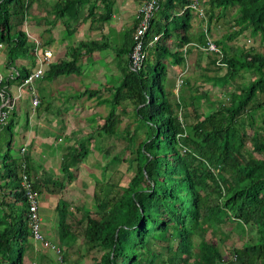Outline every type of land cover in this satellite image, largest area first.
<instances>
[{
  "label": "trees",
  "instance_id": "16d2710c",
  "mask_svg": "<svg viewBox=\"0 0 264 264\" xmlns=\"http://www.w3.org/2000/svg\"><path fill=\"white\" fill-rule=\"evenodd\" d=\"M34 1L0 0V51L4 66L12 67L2 86L9 95V86L19 83L29 71L23 63L16 65L17 60L26 59L30 65L35 62V43L22 26L27 18L26 22L32 20L27 27L33 32ZM101 1L108 13L114 0ZM189 1L157 0L144 39L160 35L146 48L143 67L133 72L126 66L118 85L107 88L113 92L111 98L105 99L111 109L99 117L102 122L93 128L103 140L100 152H111L114 145L108 144V140L118 139L123 145L112 158L127 164L133 160L136 170L129 185L115 192H111L114 185L107 181L109 175L102 177L103 187L95 179L92 202L86 207L80 203L72 207L79 216L66 210L65 201H57V235L65 244L59 264H76L70 248L78 237L90 264H264V54L253 47H234L226 42L244 31L264 39V0H197L204 11L200 20L206 22V35L210 34L211 21L220 19L227 8H234V13L227 30L212 39L218 53L195 48L193 67L200 70L198 77L182 78L174 93V82L167 77L166 59L171 58V64L176 65L183 63V56L163 42L172 35L167 23L172 22L173 42L179 47L188 42L204 45L206 41L201 25L189 32L191 9L178 13ZM53 4L54 19L63 18V24L68 26L79 21L75 7L82 6L81 0H57ZM45 30L49 32V28ZM132 31L133 28L129 31L130 41L122 48L126 55ZM49 44V38L40 41L41 49ZM74 48H69L67 58L49 60L33 87L40 79L78 73L80 65ZM190 51L187 48L186 52ZM244 73L248 77L235 84L226 98L210 99L203 90L197 93L196 80L224 84ZM164 81L170 82L172 92H165ZM26 94H20L5 123L0 124L8 133L0 145V264H25L24 258H30L33 246L26 219L27 204L19 185L21 165L25 164L34 189L40 182L32 178L30 159L24 151L19 156L9 152L21 103L29 99V93ZM35 94L39 98L37 107L44 109L48 96L42 95L39 87ZM201 100L205 106L199 111ZM122 101L123 108L119 103ZM115 107L119 112H115ZM21 112L25 113V129L28 112ZM127 115H132L131 123H137L131 130L129 122L119 125ZM138 132L144 136L135 143ZM89 137L67 150V159L61 162H67L72 170L64 178L71 179L78 170L76 166L93 151ZM124 150L129 153L127 160L120 157ZM97 159L96 156L94 161ZM106 167L110 166L105 165L104 171ZM64 178L53 179L47 188L60 190ZM67 218L72 222L66 224ZM222 224H232L231 230L242 239L236 243L227 233L224 235L227 238L222 245L229 253L226 259L214 242L205 237L212 225ZM47 250L51 249L38 251L39 264L56 261L53 251L50 257Z\"/></svg>",
  "mask_w": 264,
  "mask_h": 264
},
{
  "label": "crops",
  "instance_id": "0c3cea01",
  "mask_svg": "<svg viewBox=\"0 0 264 264\" xmlns=\"http://www.w3.org/2000/svg\"><path fill=\"white\" fill-rule=\"evenodd\" d=\"M55 1L57 0H35L33 2L32 13L35 19L33 28L34 37L38 40L39 45L40 41L50 39V44L46 47H48L47 49L51 53L50 61L52 62L67 58L66 55L69 53V48L75 47V57L77 56L80 70L76 74L71 73L57 75L50 79H40L37 86L34 87L35 92L37 87H39L42 95H48L49 102L46 105L43 104L44 109L37 107L38 103L31 109L27 97V102L21 103V110L18 114L20 117L18 116L11 136V145L15 155L19 156V148L25 147L24 152L28 155L32 166L30 174L32 178L37 179L36 183L40 182L36 188L39 195V206L43 205L44 202L47 205L44 213L40 212L38 206V210L41 213H39L40 217H42V233L51 241H54L53 239L55 236L57 237V234H54L52 230H47V226L48 228L52 227L51 218L57 213L56 205L61 194L58 193V190L50 191L47 188L49 184L53 183V177H48L49 175L44 174V171L58 168L60 176L64 175L65 170L62 168L61 161L65 157L67 159V150L70 151L71 147H76L77 142L82 138L90 136L89 139L93 141V144L98 145L99 136L95 134L93 128L101 122L99 114L103 111L104 107H101L100 110L99 103L101 102L106 106L108 101H105V99H109L106 97L107 95L105 96V92L101 90L105 88L106 91L107 88L111 89L119 83L121 77L119 73L127 66V55L122 52V48L130 41L129 31L135 25L138 6L144 0H114L108 13L104 10L105 7L101 0H87V2L81 0L83 2L82 6L75 7V16L79 21H73L69 26L63 24V20H65L63 18L54 19V15L56 14L53 3ZM116 1L118 2L116 3ZM91 6H93L92 10L89 11ZM192 16L196 17V15ZM195 17L193 18L195 19ZM49 21L51 22L47 25ZM47 28H49L48 33L45 30ZM173 41L174 36L172 35L168 38L165 37L163 40L164 44L172 51L183 50V53L181 51L183 63L173 65L171 64V61H173L171 58L168 57L166 59L168 73L176 77L178 73L185 74L189 65L193 66L195 48L190 47V43L195 42H188L179 47ZM187 48H191L189 53L186 52ZM18 60L16 65L23 63L25 67L29 66V69L27 68L29 71L33 68V65H30L28 61L23 59V62H18ZM11 68L4 66L3 56L0 52V72L4 74V78L10 74ZM59 76L65 78V80L74 78L77 82V87L71 91L69 89L70 85L64 83L67 86L65 88L64 85L61 87L57 83L56 88L53 87L51 89L49 86H53ZM92 86L97 87V90L96 88L93 89ZM9 90L11 93L17 92L16 84L12 83L9 86ZM21 92L22 95L28 93L26 91ZM73 94L78 95L76 98H72ZM78 100L82 101L81 104H77L78 106L73 104V101ZM67 103H71V105L68 106ZM73 107L75 108L72 109ZM25 110L28 113L27 124L24 129L22 117L25 116V113L21 111L25 112ZM74 111L78 113L75 115L83 117L82 120L86 123L87 128H89L88 132L83 135H77V132L69 126L73 117L68 115V113ZM82 111H87L88 113L84 114ZM47 124L55 125V128L59 131L57 132L58 134L53 136L47 132L49 129H43V126ZM7 135L8 133L0 128L1 146L4 143L3 137L6 138ZM91 136H95V138ZM57 165H61V168ZM43 177H45L44 181L41 180ZM53 201L55 203H52ZM46 217H48V220L43 223ZM55 225L57 226V221Z\"/></svg>",
  "mask_w": 264,
  "mask_h": 264
},
{
  "label": "rangeland",
  "instance_id": "374dc122",
  "mask_svg": "<svg viewBox=\"0 0 264 264\" xmlns=\"http://www.w3.org/2000/svg\"><path fill=\"white\" fill-rule=\"evenodd\" d=\"M118 1H116L117 3ZM203 7V6H202ZM32 10V7H31ZM203 10V9H202ZM204 12V11H203ZM234 13V8H227L224 11L223 16L218 19V20H212L211 24H210V36L212 39H217L219 38L228 28V23L229 20L231 19V14ZM195 16H191L190 17V24L191 27L189 29V32H194L195 30L198 29L199 25H203V23L200 24V19L198 16L195 17V19L193 18ZM28 19V18H27ZM26 19V21H27ZM29 19H31L29 17ZM24 21L22 26L24 27L25 30H27L28 32V37L32 38L34 37V33L28 30V23H32V20H29L28 22ZM18 27V26H17ZM167 27L168 30L170 31V33L172 34V36L175 35V30L173 29V24L172 22H168L167 23ZM27 28V29H26ZM228 44L232 45V46H241L243 48H248V47H253L256 50H258L260 53L264 54V39L261 40L259 35H255V36H250L249 33L247 31H244L242 34L237 35L236 38L226 41ZM25 61H27L26 59H24ZM18 62H23V59H19ZM168 68V66H167ZM202 69V68H201ZM200 70L196 69L195 67H193L192 65H189L188 70H186L185 74H181V78L183 77H187V76H194V77H198V72ZM223 70H217V73H221ZM207 73L209 74H213V71H207ZM120 75L122 74L121 72L119 73ZM178 75V74H177ZM174 77L172 74H169L167 71V77L170 79L171 82H174V87H173V92L175 93V85L178 83L177 80L181 79L180 77ZM72 77V76H69ZM246 77H248V75L246 73H244V75L239 78L236 77L237 79H234V81H229V82H225L224 84H221L219 81L214 82V83H202L201 80H196L195 85L198 86V90L197 93H199L201 90L206 91L208 97L210 99H217L220 100L222 98H226L225 95L226 93L233 89V86L235 84H237L239 81L245 80ZM57 83L60 84L61 87H63L62 85H64L65 88H67V85H70L71 91L77 87V82L76 80L73 78H71L70 80H65V78H62L61 76L58 77V79L54 82L53 86H49L51 89L56 88L55 86H57ZM66 83V84H64ZM163 88H165V92L170 93L171 91V87H170V82L168 81H164L163 83ZM93 89L97 87H93ZM68 91V90H67ZM102 92H105V96L107 98H111L113 95L112 90H106L105 88H103L101 90ZM48 96V95H47ZM47 99H49L48 97H46ZM102 100V99H101ZM81 100L78 101H73V104L77 105V104H81ZM51 103V102H50ZM120 103V107L122 106L123 108V104L124 102H119ZM68 106L71 105V103H67ZM78 106V105H77ZM205 106V102L204 100H201L199 103V107L198 110L200 111L201 109H204ZM213 106V105H212ZM99 107L101 110V107H104L103 111L99 114V116H104L106 114V112L108 110L111 109V106L107 105L105 106L103 103H99ZM97 107V108H99ZM215 107V106H214ZM75 107H73L72 109H74ZM114 108V107H113ZM127 108H130L129 106ZM65 111V108H64ZM84 114H87V111H82ZM115 112H119L117 111V107H115ZM78 113L74 112H70L68 113V115L73 117V120H71V125L70 128L72 130H75L78 134H85L86 132H88L89 128H87L86 123H84V121L82 120L83 117L75 115ZM180 114V113H179ZM93 117V116H92ZM190 120V116L188 121ZM131 121H133V117L132 115H127V116H123L122 117V121L120 122V127L124 126V123L129 122L131 123ZM102 122V121H101ZM88 123V122H87ZM65 124V123H63ZM137 124V123H131L129 125V129L131 130L132 127ZM139 124V123H138ZM89 125V123H88ZM93 127V124H92ZM49 129L47 130V132L49 134H52L53 136L57 135L59 132L56 128L55 125L53 124H47L43 126V129ZM103 134V133H102ZM118 134V133H117ZM95 135V134H93ZM119 136V134H118ZM144 136V133H137V135L135 136V143L139 142ZM93 138H95V136H91ZM100 142H103V140L100 138L98 145L93 144V141H91L90 139H88V143L89 146L93 147V151L90 152L92 154H88L86 157L87 159L85 161L80 162L76 167H78V170L75 171L74 176L71 179H67L64 178V176L68 173V171L70 172L72 170V167L69 169L68 164L66 162V164H62V168L65 170L64 175L60 176V171L57 168H52L51 171L45 170L44 174H48V177H53V179L57 180H61V178H64V180L62 181L63 183V187L58 190V193L61 194L60 195V199H62L61 201H65L66 203V210L67 211H72L74 212V208H72L74 205H78L79 203L83 205V207H86L89 203L92 202V192H93V186H94V180L98 179L100 180V187H103L104 184H102V177L105 178L106 176L109 175L108 178V183L113 184L114 186L112 187V191L111 192H115L116 190H119L120 187H126L129 185L131 177L134 175L135 170H136V166H135V162L132 160L129 162V164H127L126 162L122 161L120 163V160H118L117 158H112L114 155H112L113 153H115V151L119 148V146L121 147L123 145L122 141H118V139H114L113 137L110 138L108 140V144H113L114 145V149H112L111 152H104L101 150L100 152ZM9 152L11 154H14L13 152V148L11 146V149L9 150ZM119 155V152H116V156ZM128 151H123L120 155V157H122L123 159L125 158L127 160L128 158ZM2 156V155H0ZM14 156V155H12ZM97 156V161H94L95 158ZM99 156V157H98ZM109 165L110 167H106V171H104V166ZM59 168H61V165H57ZM109 169V170H108ZM63 176V177H62ZM61 201L59 202V204H61ZM52 203H55L54 201ZM47 205L45 204V202L43 203V205L39 206L40 212L44 213V211H46ZM39 212V213H40ZM40 213V214H41ZM57 213L54 214V217H50L51 221H52V227L48 228L47 226V230H52L54 231V234H57V226L56 221L58 223L57 220ZM80 214H78L75 211V216H79ZM56 217V218H55ZM42 218V217H41ZM44 219V218H43ZM48 220V217H46V219H44V222ZM50 220V219H49ZM65 223H69L71 220H69L68 218L64 220ZM72 222V221H71ZM233 225H236L233 223ZM232 224H230V226L228 224H222L219 226H211L210 227V231H208V233H206L205 237L208 236V239H210L212 242H214V244L217 246V248L219 249L222 258L226 259L229 258V253L226 250V248L222 245L223 244V240H225L226 238H224V235L227 233L228 234V238L230 237V239L236 243H240L242 241L240 234H237V232H234V230H231ZM230 227V228H229ZM235 228V227H234ZM248 233L250 232V230L247 231ZM55 236V235H54ZM81 236V235H80ZM246 235H244L245 237ZM48 239V238H47ZM60 238L55 236L54 237V243H57V246L59 248H63L65 249V244L64 241L59 240ZM60 242V243H59ZM80 242V237L76 238L74 241V244H72L73 246L70 248V253H71V257L72 260L76 259V264H90V257L89 255H86L82 245L79 243ZM195 243V242H194ZM36 248L38 249V251L44 250V248L42 247V245L37 241L35 243ZM48 252H50V257L53 256V253H51L52 250H47ZM30 256V253H29ZM36 256H39V253H36ZM29 261V259L26 257L24 258V262L25 264ZM43 262L45 263V261L43 260ZM48 264H58L57 261L54 260V262H49L46 261ZM39 263V261H38Z\"/></svg>",
  "mask_w": 264,
  "mask_h": 264
},
{
  "label": "built area",
  "instance_id": "2783aa9c",
  "mask_svg": "<svg viewBox=\"0 0 264 264\" xmlns=\"http://www.w3.org/2000/svg\"><path fill=\"white\" fill-rule=\"evenodd\" d=\"M156 7L157 0H144L138 6L137 14L135 17V25L131 34V46L127 53L128 69H130V71L137 72L143 67L144 59L146 56V48L153 44L160 35H153L151 39H148L147 41L144 39V33L149 26L150 17ZM184 8L191 9L199 17L203 16V10L198 5L197 0H190L187 5H185L181 10L178 11V13H180ZM202 23L203 25L201 26L203 32L206 35V23L205 21H203ZM31 39L35 43V62L33 64V68L28 71V73L22 78L19 83L16 84L17 92L15 91V93H10V95L6 93L5 86H2L4 74L0 72V124L2 125L5 123L8 114L12 110L16 99L20 96L19 94L22 93L21 91H26L29 93V105L31 109H33L39 102V99L34 91L33 83L35 79H38L42 76L47 63L50 60L51 53L47 48L41 49V46L39 45V42L35 37H32ZM194 46L199 50L218 53L216 45L212 41V38H210L208 35H206V41L204 45L194 44ZM181 74L182 73H178L177 77L181 78ZM181 80L182 78L177 80L178 83L175 85V92L177 91L178 84L181 83ZM24 149V146L20 147L19 152H23ZM19 185L24 192L25 201L27 204L26 219L32 240L34 241V243L38 241L44 249H51L58 264L61 263V248H59L57 244L51 243L43 236L41 229V217L38 211L39 195L37 190L32 186V183L27 173L25 172V164L21 165L19 171ZM28 264H38V262L35 259H32L28 262Z\"/></svg>",
  "mask_w": 264,
  "mask_h": 264
},
{
  "label": "clouds",
  "instance_id": "9594fccd",
  "mask_svg": "<svg viewBox=\"0 0 264 264\" xmlns=\"http://www.w3.org/2000/svg\"><path fill=\"white\" fill-rule=\"evenodd\" d=\"M191 12H192V14L193 15H196V13H194L192 10H191ZM196 16H198V15H196ZM199 17V16H198ZM201 17H199V19H200ZM204 20H200V24L203 22ZM206 23V22H205ZM201 28H202V26H201ZM203 30V29H202ZM210 38H211V36H210V34L208 35ZM191 44V47H194V48H196L195 46H194V44H197V43H190ZM197 45H199V44H197ZM178 49V48H177ZM198 49V48H197ZM179 51H182V53H183V50L182 49H179ZM144 64V63H143ZM127 67H128V60H127ZM15 84H17V83H15ZM39 211V210H38ZM29 228V227H28ZM41 229H42V225H41ZM43 232V231H42ZM31 236V235H30ZM44 236V235H43ZM45 237V236H44ZM46 239H47V237H45ZM49 240V239H48ZM51 243H54L53 241H51V240H49ZM32 242H33V246H32V250H30V258H29V261L30 260H32V259H35L37 262H38V256H36V253H38V249L36 248V246H35V243H34V241L32 240ZM28 261V262H29ZM28 262L26 263V264H28ZM39 264V263H38Z\"/></svg>",
  "mask_w": 264,
  "mask_h": 264
}]
</instances>
